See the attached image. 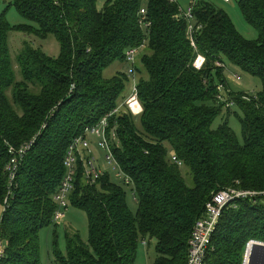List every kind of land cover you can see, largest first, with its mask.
Listing matches in <instances>:
<instances>
[{
	"label": "trees",
	"instance_id": "16d2710c",
	"mask_svg": "<svg viewBox=\"0 0 264 264\" xmlns=\"http://www.w3.org/2000/svg\"><path fill=\"white\" fill-rule=\"evenodd\" d=\"M98 2L11 0L30 23L12 26L5 13L0 17V239L5 244L0 264H41L40 232L54 222V195L69 145L127 96V71L109 78L105 71L115 62L127 63L126 51L144 41L135 66L144 111L116 117L119 143L113 146L130 182L107 170L88 182L78 163L69 205L87 214L89 239L67 233L66 252L55 250L53 264H135L147 239L156 240L152 264H186L194 224L215 192L234 186L264 191V0L238 1L259 33L256 40L245 38L223 9L197 0L196 48L187 37L188 22L179 16V1L107 0L101 9ZM143 6L149 27L140 25ZM13 30L42 40L55 37L59 55L25 42L12 59ZM198 54L206 59L201 69L193 65ZM224 58L259 77L262 90L253 96L229 93L232 102L218 101L216 79L225 81ZM233 105L242 112L237 115L242 142L227 118ZM224 109L222 124L214 128ZM33 139L10 183L9 146ZM172 152L182 166L172 161ZM128 192L138 203L136 213ZM261 201L240 199L223 210L206 264H243L247 243L264 241Z\"/></svg>",
	"mask_w": 264,
	"mask_h": 264
},
{
	"label": "built area",
	"instance_id": "2783aa9c",
	"mask_svg": "<svg viewBox=\"0 0 264 264\" xmlns=\"http://www.w3.org/2000/svg\"><path fill=\"white\" fill-rule=\"evenodd\" d=\"M196 1L197 0H192L191 5L187 9H183L181 5L179 6V16L188 22L187 37L194 48L197 46L194 35L196 30L199 29V27L197 29L195 28L193 15V8ZM225 1L228 2L229 0ZM170 2L178 3V0H170ZM140 14V25L149 27L150 22L147 20L146 11L142 9ZM145 46L144 41L142 45L131 47L125 53L126 61L129 64L127 76L130 79V87L127 96L113 111L106 114L97 124L87 126L85 131L81 135L73 138L70 143L64 160L66 168L65 175L59 189L54 195V200L57 204V209L53 216L54 222H59L63 219L68 207L70 206L69 196L74 188V179L77 173L78 163L82 162L85 177L88 182H95L100 173L104 171L97 165V156L94 152L95 149L92 138L97 141V146L105 151L106 161L109 164H112L115 169H118L117 177L120 179H126L125 181L127 183L130 182L128 177L125 178V174L121 170L113 151L114 143H119L116 131L119 123L116 117L122 113H131L138 117L144 111V107L139 98L138 77L135 66L140 50ZM205 60L206 59L202 54H198L193 63L194 67L196 69H201ZM219 65L223 66L224 64L220 63ZM220 88L221 87H219V89ZM218 97L220 100H225L221 93ZM232 104L233 103H229L227 106ZM112 119H114L113 125L111 123ZM34 141L35 140L33 139L19 147L9 146L8 150L12 157L6 167V171L8 173L10 183L14 182L19 165L25 158L28 151L32 148ZM171 156L172 161L178 163L180 166L183 165V162L177 159L174 152L171 153ZM240 199H250L254 202H257V200L260 199L262 200L261 202L264 203V191H255L234 186L215 192L212 195V198L205 205L204 215L194 224L191 236L188 240V256L186 264H206L207 255L211 250L212 236L217 229L223 210L227 206L233 205ZM5 203H7V200ZM142 243L143 245L148 244L146 240ZM255 244H260L263 247L253 250V246ZM4 247L5 244L3 245V240L0 239V257L3 255ZM251 262L252 264H264V241L250 240L247 243L244 251L243 264H250Z\"/></svg>",
	"mask_w": 264,
	"mask_h": 264
},
{
	"label": "rangeland",
	"instance_id": "374dc122",
	"mask_svg": "<svg viewBox=\"0 0 264 264\" xmlns=\"http://www.w3.org/2000/svg\"><path fill=\"white\" fill-rule=\"evenodd\" d=\"M11 0H0V17L3 13H5L6 20L12 25L17 26L21 24L30 23L27 19L22 17L17 11L16 7L11 5ZM107 0H99L98 6L101 9ZM146 1V0H144ZM181 7L183 9H187L191 5V0H178ZM217 7L223 9L229 16L232 18L236 28L238 31L247 39L256 40L258 39L259 33L258 31L251 26L245 19L241 9L239 7V0H229L228 2L225 0H209ZM143 10L146 11V7L143 6ZM190 41V40H189ZM28 42L34 47L41 48L45 53L50 56L57 57L60 53V46L55 37L50 36L47 39H39L33 35H28L20 30H13L10 33L9 37V45L11 50L12 59L16 58V55L20 53L22 50L24 43ZM191 43V42H190ZM145 48V47H144ZM142 48L140 53L136 59V63L139 62L140 54H142L145 49ZM225 62V81H221L216 79V82L221 87L220 93L227 97L226 102H232L228 96L229 93L233 95L238 93H244L249 95H256L258 92L262 90V82L259 77L254 76L245 70L238 68L235 65H232L226 58H224ZM15 65H17L15 63ZM129 68L128 63H113L108 69L105 71V76L107 78L113 76L117 71L123 70L127 71ZM136 74H138L136 72ZM18 77L20 75L18 74ZM138 77V75H137ZM240 77V78H238ZM246 98V97H245ZM218 101L220 98H217ZM247 99V98H246ZM227 109H224L223 113L217 117L214 122V128H217L220 124H222L225 116V112ZM231 114L227 117L230 127L237 134L240 141H244L242 136L241 123L237 115H242L241 110L236 107V105L232 106ZM237 113V114H236ZM93 139L94 152L97 156V165L101 167L103 170H107L110 172L113 178L116 179L118 174V169H115L112 164H109L106 161V153L103 149H100L97 146V141ZM185 177L187 182H191V173L188 170H185ZM128 201L131 209L136 213L138 210V203L131 192H128ZM4 212V207L0 206V218ZM79 232L83 240L88 241L89 239V223L87 214L79 210L72 205L68 207V210L65 213L63 219L59 222H53L51 225L44 227L40 232V260L41 264H53L55 262V250L59 249L61 252H66V234L71 232ZM148 245H143L141 242L138 248L137 257L135 260V264H152L157 258V252L155 249L156 240H146ZM4 245V242H3Z\"/></svg>",
	"mask_w": 264,
	"mask_h": 264
},
{
	"label": "water",
	"instance_id": "95a60500",
	"mask_svg": "<svg viewBox=\"0 0 264 264\" xmlns=\"http://www.w3.org/2000/svg\"><path fill=\"white\" fill-rule=\"evenodd\" d=\"M259 247H263V246L260 245V244H255V245L253 246V250L258 249ZM250 264H252V262H251Z\"/></svg>",
	"mask_w": 264,
	"mask_h": 264
},
{
	"label": "crops",
	"instance_id": "0c3cea01",
	"mask_svg": "<svg viewBox=\"0 0 264 264\" xmlns=\"http://www.w3.org/2000/svg\"><path fill=\"white\" fill-rule=\"evenodd\" d=\"M129 92V91H128Z\"/></svg>",
	"mask_w": 264,
	"mask_h": 264
}]
</instances>
